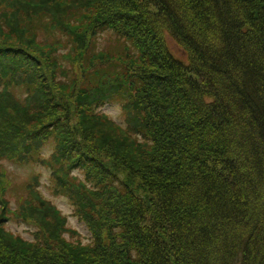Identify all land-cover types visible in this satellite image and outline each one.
<instances>
[{
    "label": "trees",
    "instance_id": "1",
    "mask_svg": "<svg viewBox=\"0 0 264 264\" xmlns=\"http://www.w3.org/2000/svg\"><path fill=\"white\" fill-rule=\"evenodd\" d=\"M66 21L122 38L116 53L99 51L83 83L96 90L105 76L115 81L126 126L88 114L106 134L69 139L81 174L70 182L89 239L68 238L66 217L37 195L27 210L41 219L34 239L8 230L2 208L0 264H264V0H94ZM168 34L187 61L172 53ZM13 69L1 71L0 102L24 77ZM24 82L9 121L12 106L0 103V130L8 137L17 128L33 159L34 134L13 120L56 110L43 125L52 130L68 117L51 94L29 110L38 89Z\"/></svg>",
    "mask_w": 264,
    "mask_h": 264
},
{
    "label": "rangeland",
    "instance_id": "2",
    "mask_svg": "<svg viewBox=\"0 0 264 264\" xmlns=\"http://www.w3.org/2000/svg\"><path fill=\"white\" fill-rule=\"evenodd\" d=\"M55 1L51 0L43 7H27L22 0H0V29L1 26H6L9 33V37H6L2 32L4 30H0V75L1 71L11 70L15 66L18 70L16 72L13 69V72L19 76L24 75L19 84L7 87L8 100L0 102L1 110L12 106L6 121L10 120V114L17 113L13 106L28 92L26 87L22 86L24 81H29L33 88L38 89V92L34 96L31 95L27 101L26 107L29 110L45 105L46 94H51L57 104L65 108L68 117L66 123L63 121L52 130L49 126L43 125L47 123V116L53 118L57 114L56 110L52 115L37 112L35 115L32 113L33 116L27 114L23 118L13 120L15 124L25 125L23 131L27 137L34 134L33 159L31 157L33 152L28 145L30 141L27 140L25 141L27 144H24L22 137L18 136L17 128H11L8 137L5 130H0V212L2 208L3 211L4 209L7 211L8 220L5 226L8 230L26 239H34L41 219L35 216L33 211L27 210L29 200L35 201L38 199L37 195H42L48 204L54 205L60 210V215L66 217L65 224L69 227L66 236L87 241L90 234L76 212L77 190H74L70 182L73 180L78 182L80 179L74 178L81 174L80 169L73 163L76 160L75 151L68 143L72 137L76 142L78 140L83 142L86 134L93 136L106 134L105 124H99V120L94 124L88 114H95L105 118V121L126 126L123 102L114 97L116 82L105 76L102 80L99 79V88L96 90L87 89L86 86L89 88L90 84H87L86 80L83 83L88 73L94 72V66L98 58H101L99 51L112 49V53H116L122 38L111 30L94 35L93 29L87 25H74L81 24V17L73 19L75 22L73 25L67 23L66 19L78 5L90 8L94 0L60 1L63 7ZM67 5L69 7H65ZM75 27L77 29H74ZM90 41H93L94 51L88 49ZM167 42L175 56L187 61L185 50L169 34ZM87 50L88 53L83 60L82 51ZM57 56L58 65L54 61V57ZM88 57L90 60L87 61ZM24 67L29 71L24 73ZM74 80L77 81V91L68 97L70 93L65 89H68L69 83ZM3 88L5 84L0 90ZM81 90H86L85 94L80 95ZM35 136L40 138L35 139ZM4 145H7L10 151H5ZM9 209L14 213L9 212Z\"/></svg>",
    "mask_w": 264,
    "mask_h": 264
}]
</instances>
